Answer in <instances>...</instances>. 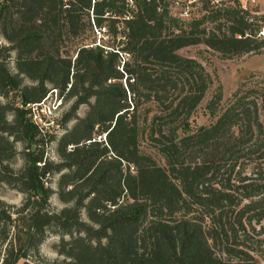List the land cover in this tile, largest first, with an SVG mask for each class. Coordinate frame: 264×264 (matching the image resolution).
I'll return each mask as SVG.
<instances>
[{
	"label": "trees",
	"instance_id": "1",
	"mask_svg": "<svg viewBox=\"0 0 264 264\" xmlns=\"http://www.w3.org/2000/svg\"><path fill=\"white\" fill-rule=\"evenodd\" d=\"M127 1L0 0L10 43L0 45V96L9 99L0 101V189L25 194L20 206L0 199V264H46L40 246L51 229L63 235L57 250L65 256L53 264H257L236 242L249 213L264 218V174L244 168L263 154L264 107L238 93L222 105L219 89L207 104L212 121L193 126L213 79L179 50L250 53L264 43L259 24L239 1L207 0L200 18L175 16L169 0ZM103 28L119 40L115 48L85 43L87 31ZM52 88L65 105L74 101L60 119L63 133L46 140L25 105ZM54 140L58 162L45 157ZM144 140L165 166L142 150ZM18 142L21 169L11 164ZM55 174L57 190L49 185ZM54 193L65 204L59 210L50 206Z\"/></svg>",
	"mask_w": 264,
	"mask_h": 264
},
{
	"label": "rangeland",
	"instance_id": "2",
	"mask_svg": "<svg viewBox=\"0 0 264 264\" xmlns=\"http://www.w3.org/2000/svg\"><path fill=\"white\" fill-rule=\"evenodd\" d=\"M171 3V8L173 12H180L183 7L189 3V1H196L192 4V17L200 18L205 13L203 8L205 1L207 0H169ZM211 4L220 5V6H235L236 2L239 1L240 7L242 5H246L248 7V12L252 16H258L255 12H264V0H210ZM214 3H213V2ZM243 9V8H242ZM189 21V20H187ZM225 23L226 19L221 18L217 22H206V27L208 29H213L218 25V23ZM105 28L102 31L98 29H93V32L87 31L86 42L89 45H106L107 47H116V44L113 43L116 41L118 43V39H113L111 36L105 34ZM107 38H111L109 41ZM260 41H264V38H258ZM111 42V43H110ZM10 43L5 39V37L1 34L0 31V45H9ZM179 53L183 56L192 57L201 62L207 72L212 76L213 83L211 84L207 94L200 104L197 111L194 113L192 117L193 126H198L201 124H209L212 119L210 113L207 109V104L209 101L215 97L219 89L222 90L223 98L221 101L222 105H227L231 102H234V95L238 93V96H243L245 102L251 104L253 102L258 103L260 107L259 110L263 113L264 107V43L263 45L257 49L256 51L245 53L242 55L232 56V57H224L220 52L209 48L205 44H197L192 46H187L179 50ZM14 55V54H13ZM125 59L128 58V54L124 53ZM11 70L13 73L17 72L15 67L14 60L11 61ZM25 84L34 83L29 78L25 77ZM51 84H48V87ZM0 101L7 102L9 99L1 97ZM17 101H19L17 99ZM73 100H70L65 105V109H68ZM252 105V104H251ZM89 110V105L85 104L80 107L78 110L79 116H85L87 111ZM262 115V114H261ZM74 120L69 122L67 127H70L74 124ZM63 128L61 126L53 130V134L56 136H60L63 133ZM261 139H264V133L261 136ZM96 138L99 140H105V133L101 135H97ZM49 137H47V140ZM57 141L46 142L45 149V157L49 160H54L56 162L60 161V158L56 152ZM17 150L19 154L11 161L12 166L15 169H21L25 165L24 156L21 153L24 151V144L18 142L16 144ZM142 150L148 154L153 155L157 162L160 165L165 166L166 161L164 157L158 153L157 149L150 144L148 140H144L142 142ZM263 154H252L246 161L244 165L245 173L249 176L256 177L257 172L260 170L261 175L264 174V148L261 151ZM59 175L55 174L53 180L49 184L53 189L57 190V179ZM264 183V180H262ZM0 199L3 201L15 205L20 206L25 199V194L8 184H3L0 189ZM247 202V201H246ZM50 206L53 210H59L65 206L62 203L58 195L54 193L50 199ZM252 216L251 222H249L250 217ZM254 215L249 213L247 218L245 219V228L239 231V238L237 245L243 247L248 250L256 259L257 264H264V218L256 219ZM84 220L88 221V217L85 212H83ZM63 235L56 232L55 229H51L40 246V254L42 262L46 264H53L56 260H63L65 256L60 255L57 250V244L60 243ZM66 239H69L68 235H65ZM221 246H217V251L220 255L226 256L222 253ZM35 257H32L31 260L35 263Z\"/></svg>",
	"mask_w": 264,
	"mask_h": 264
},
{
	"label": "built area",
	"instance_id": "3",
	"mask_svg": "<svg viewBox=\"0 0 264 264\" xmlns=\"http://www.w3.org/2000/svg\"><path fill=\"white\" fill-rule=\"evenodd\" d=\"M127 2L130 8L134 7V0H128ZM194 2L196 1H189V3H187V5L183 7L180 12L176 13L172 11V13L175 16H179L181 18H189L192 15L191 6L192 4H194ZM242 8L246 11L249 10L248 7L244 4L242 5ZM255 14H258L260 16L259 19L258 16L254 17L250 15L249 20L252 22H258L259 29L257 30L256 36L257 38H264V12H255ZM25 106L30 109L32 121L38 126L41 134L46 140L49 134L53 132V130L60 127V119L62 117L65 104L63 101V97L59 96L57 89L52 88L47 96L40 102L32 104L29 103ZM72 148L73 146L70 145L69 150H71ZM38 164L42 165V163ZM46 184L48 185L47 181Z\"/></svg>",
	"mask_w": 264,
	"mask_h": 264
}]
</instances>
